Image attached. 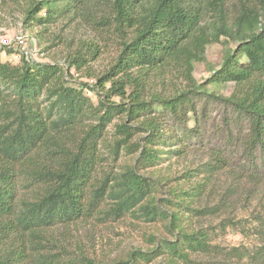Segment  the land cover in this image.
I'll return each mask as SVG.
<instances>
[{"label": "trees", "instance_id": "16d2710c", "mask_svg": "<svg viewBox=\"0 0 264 264\" xmlns=\"http://www.w3.org/2000/svg\"><path fill=\"white\" fill-rule=\"evenodd\" d=\"M11 1L25 5V26L66 18L92 33L65 53L64 64L0 60V264H142L158 256L178 264L191 262L192 253L219 254L189 223L188 214L205 212L192 207L202 184L169 186L159 197L154 193L161 183L142 171L181 152L172 148L180 132L165 123L164 112L178 121L195 95L217 96L210 84L233 82L229 96L217 97L247 122L241 177H264V0ZM222 39L225 60L198 83L195 64ZM109 48L112 55L94 69L91 63ZM71 68L92 81L69 83ZM84 90L97 95L96 104ZM119 116L113 125L121 136L109 154L116 160L133 133L142 134L134 143L138 153L98 174L99 142ZM224 160L211 153L205 167L213 170ZM127 213L162 221L165 234L149 235L151 248L103 260L83 252L70 256L53 232L94 215L117 220ZM229 252L239 262L260 254L237 247Z\"/></svg>", "mask_w": 264, "mask_h": 264}, {"label": "rangeland", "instance_id": "374dc122", "mask_svg": "<svg viewBox=\"0 0 264 264\" xmlns=\"http://www.w3.org/2000/svg\"><path fill=\"white\" fill-rule=\"evenodd\" d=\"M24 8L23 2L9 0L6 4L0 3V39L3 36L12 37L17 31L23 30L31 39H35L33 44L37 48L48 46L43 56L34 61L64 64L65 53L73 51L81 39L91 36L92 32L86 24L68 22L66 18L25 26ZM39 15H42V12ZM223 41L222 39L220 43L209 44L205 61L195 64L193 76L198 83L208 80L225 60L228 44ZM230 46L234 48L235 44L230 43ZM8 49L0 45V60L20 64V60L10 58L11 52ZM111 55L109 48L100 60L91 63L92 67L100 69ZM85 73H76L75 69L71 68L69 83L78 85L77 81H92ZM167 84L171 85L169 81ZM233 87V82H216L210 84L208 89L217 96H229ZM84 94L93 103H97V95L94 92L84 90ZM217 96L205 93L195 95L178 121L161 111L165 114V123L175 125L173 127L180 132L178 136L181 141L172 148L175 147L178 151L181 149V152L173 153L169 159L142 173L152 176L154 182L161 183L160 191L154 193L159 197L165 195L169 186H189L198 182L202 184L201 194L192 203V207L205 209V212H193V216L188 214L191 217L189 223L194 229L205 233L208 242L218 246L221 252L217 255L192 253L191 262L179 261L178 264H264V227L261 222L264 219V177L258 176L260 172L254 180L246 176L241 177L247 154L243 145L247 122ZM120 117L111 120L99 142L101 160L97 167L98 174L116 170L121 164L133 161L138 153L134 150V143L139 141L142 134L139 137L138 133H133L128 140V146L120 148L116 160L109 154L114 139L121 136L113 125L120 122ZM158 147L164 146L159 144ZM211 153H219L225 160L224 164L208 171L205 164L210 160ZM53 232L66 246L70 256L83 252L86 256L103 260L123 256L132 249L151 248L154 244L149 240V235L153 234L154 238H157L165 234L162 221L150 223L131 213L117 220L104 219L101 214L94 215L69 226L56 227ZM232 247L246 249L252 253L260 251V254L254 260L244 258L239 262L236 257L230 255L229 250ZM141 263L164 264V261L162 256H158Z\"/></svg>", "mask_w": 264, "mask_h": 264}, {"label": "built area", "instance_id": "2783aa9c", "mask_svg": "<svg viewBox=\"0 0 264 264\" xmlns=\"http://www.w3.org/2000/svg\"><path fill=\"white\" fill-rule=\"evenodd\" d=\"M34 40L25 31L19 30L12 37H1L0 45L10 49H8L11 52L10 58H15L13 60L34 61L35 59H40L44 54L41 48H37L34 45Z\"/></svg>", "mask_w": 264, "mask_h": 264}]
</instances>
